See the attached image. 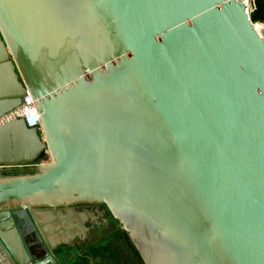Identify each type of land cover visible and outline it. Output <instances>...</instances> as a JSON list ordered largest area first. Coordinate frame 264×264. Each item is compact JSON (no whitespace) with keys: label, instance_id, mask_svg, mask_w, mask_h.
Listing matches in <instances>:
<instances>
[{"label":"water","instance_id":"95a60500","mask_svg":"<svg viewBox=\"0 0 264 264\" xmlns=\"http://www.w3.org/2000/svg\"><path fill=\"white\" fill-rule=\"evenodd\" d=\"M255 26L243 0H0V120L26 91L40 116L0 124V264H57L89 203L143 264H264Z\"/></svg>","mask_w":264,"mask_h":264},{"label":"flooded vegetation","instance_id":"af4514ba","mask_svg":"<svg viewBox=\"0 0 264 264\" xmlns=\"http://www.w3.org/2000/svg\"><path fill=\"white\" fill-rule=\"evenodd\" d=\"M29 168L3 169V174L30 172ZM72 208V209H71ZM61 223L72 237L55 246L57 264H143L127 235L120 230L105 205L78 204L63 211Z\"/></svg>","mask_w":264,"mask_h":264},{"label":"built area","instance_id":"2783aa9c","mask_svg":"<svg viewBox=\"0 0 264 264\" xmlns=\"http://www.w3.org/2000/svg\"><path fill=\"white\" fill-rule=\"evenodd\" d=\"M243 4L247 10V13H250L254 10V0H243ZM254 25L260 24L261 29H264V23H254ZM38 116V111L36 108V104L31 95L26 91V95L23 97L22 105L15 109L11 114H9L5 119H1V123L13 118H23L25 124L28 127H37L39 128L40 122H38L35 118ZM33 122V123H31Z\"/></svg>","mask_w":264,"mask_h":264},{"label":"trees","instance_id":"16d2710c","mask_svg":"<svg viewBox=\"0 0 264 264\" xmlns=\"http://www.w3.org/2000/svg\"><path fill=\"white\" fill-rule=\"evenodd\" d=\"M250 17L254 23H264V0H254V10Z\"/></svg>","mask_w":264,"mask_h":264},{"label":"bare ground","instance_id":"6f19581e","mask_svg":"<svg viewBox=\"0 0 264 264\" xmlns=\"http://www.w3.org/2000/svg\"><path fill=\"white\" fill-rule=\"evenodd\" d=\"M255 29L257 30V31H259L260 29H261V26H260V24H257L256 26H255ZM5 119V118H4ZM38 122H40V116H39V113H38V116H37V118H35ZM0 122H1V120H0ZM31 123H33V122H31Z\"/></svg>","mask_w":264,"mask_h":264},{"label":"rangeland","instance_id":"374dc122","mask_svg":"<svg viewBox=\"0 0 264 264\" xmlns=\"http://www.w3.org/2000/svg\"><path fill=\"white\" fill-rule=\"evenodd\" d=\"M48 158L47 157H45L43 160L45 161V160H47Z\"/></svg>","mask_w":264,"mask_h":264}]
</instances>
